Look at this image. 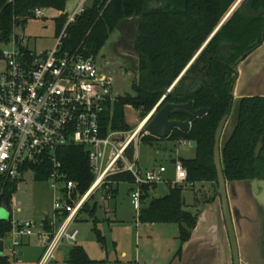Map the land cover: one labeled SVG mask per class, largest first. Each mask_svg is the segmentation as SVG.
Masks as SVG:
<instances>
[{"label":"trees","instance_id":"1","mask_svg":"<svg viewBox=\"0 0 264 264\" xmlns=\"http://www.w3.org/2000/svg\"><path fill=\"white\" fill-rule=\"evenodd\" d=\"M170 1L173 10L156 13L148 9L147 0H91V4L85 7L84 12L67 28L62 52L95 58L122 21L137 16L143 19L141 38L138 42L140 82L133 84V96L119 97L112 105L108 104V111L102 123L104 135L110 131H132L125 121V106L139 109L144 118L154 109L213 32L232 2V0ZM67 2L68 0H0V43L8 44L15 28L38 19L35 16L36 10H56L61 13L60 17L55 19L58 37L68 21ZM260 30L261 24H255L253 36L245 37L239 40V43L243 47L254 45L257 49L261 45L260 39L258 40ZM231 37V34L225 36L219 34L215 37L163 103L164 106L169 103L186 104L192 101L196 110L207 108L211 112L196 119L189 132L175 129L165 140L151 135H146L143 139V142L149 145L166 140L175 143H197L194 149L195 158L181 160L188 174L185 183L218 184L213 161L215 134L221 120L233 110L232 86L235 78L225 64L213 61L208 86L188 91L186 85L187 78L195 74L193 72H196L198 64H207L208 54L217 53L220 44ZM236 118L235 127L222 149L225 178L228 182L264 179V148L260 156L256 155L259 143L262 140L264 142V97L242 98L238 103ZM173 119L183 121L184 117L174 116ZM132 145L133 143L126 150V157L130 161L134 159ZM59 158L68 179L77 183L78 189L84 194L94 181L87 151L78 146L67 147L59 150ZM120 167L123 168V165ZM33 170L36 181L47 182L48 171L37 168ZM110 181L108 191L114 195L119 184L132 185L133 177L130 173L122 171L110 177ZM154 188L155 186L144 190L139 222L178 225L182 248L176 257L181 256L183 246L190 241L197 227L199 214L184 210L182 187H170L167 195L148 201ZM16 192L15 186L7 185L3 202L9 208ZM88 203L84 206L82 214L87 213L94 217L96 206L89 209ZM11 231V219L0 220V246ZM96 233L101 239L99 231ZM68 263L98 264V261L90 259L82 247L75 246L69 253ZM0 264H11V258L0 253Z\"/></svg>","mask_w":264,"mask_h":264},{"label":"built area","instance_id":"2","mask_svg":"<svg viewBox=\"0 0 264 264\" xmlns=\"http://www.w3.org/2000/svg\"><path fill=\"white\" fill-rule=\"evenodd\" d=\"M84 12L81 5L68 16L55 48L36 55L24 47L25 36L16 29L8 43L11 49L1 52L6 66L0 70V205L7 185L16 191L23 177L34 168L48 171L47 183L53 192L51 215L39 220H20L21 212L13 195L11 200L12 231L8 235L14 251L35 238L42 247L37 264H56L63 243L75 245L79 231L75 224L84 206L101 188L108 189L110 177L122 171L133 177L130 192L136 211L142 207L145 188L163 182L165 167L143 170L137 159L128 162L126 150L137 139L149 135L145 127L151 112L129 133L110 131L103 134V119L108 104L114 101L112 81L100 72L94 57L62 52L67 28ZM44 10H36L41 18ZM127 137L123 142L118 138ZM78 146L87 151L94 181L82 194L59 158V150ZM172 155V159H173ZM123 165V168L120 167ZM173 184H184L187 170L180 160L174 164Z\"/></svg>","mask_w":264,"mask_h":264},{"label":"rangeland","instance_id":"3","mask_svg":"<svg viewBox=\"0 0 264 264\" xmlns=\"http://www.w3.org/2000/svg\"><path fill=\"white\" fill-rule=\"evenodd\" d=\"M91 0H68L66 13L72 15L81 5L87 7ZM61 13L56 10H46L41 18L29 21L25 26L16 29L18 35H24V47L36 55L44 54L55 48L59 36L56 34V21ZM136 21L124 20L110 35V38L98 55L95 56L100 72L112 81V95L116 100L119 97L134 95L132 88L137 63L134 56L133 42L130 41L135 33ZM11 49L9 44L0 43V53ZM6 66L5 61L0 60V70ZM114 100V101H115ZM114 101H110L111 105ZM238 101L235 102L232 117L222 137V146L228 140L236 124ZM125 121L133 131L143 119L139 109L133 106L124 107ZM126 133L129 131H125ZM145 136L133 142L134 159L128 162L138 161V166L143 170H159L165 167L167 172L163 174V182L159 183L151 191L150 201L167 195L170 187H182L184 210L192 214H200L206 211L205 207L214 201L221 203L218 195V185L215 183H184L173 184L175 180L174 164L176 160H190L195 158V150L190 145L182 146L171 141H161L149 145L143 142ZM127 137L117 139L123 142ZM173 155V159H170ZM114 195L108 189L98 190L88 203L89 209L96 206L94 217L83 213L75 224L79 231L78 242L75 245L63 243L59 250V256L68 258L74 246L82 247L89 258L98 261V264H171L182 245L179 239L180 228L175 224H144L139 222V213L131 203L132 185L121 183ZM21 212H15L14 217L21 220H39L52 213L53 192L47 183L38 182L31 173L26 174L19 184L15 194ZM207 212V211H206ZM210 215V214H209ZM206 213V216H209ZM222 222V229L216 231L213 238L216 249V258L212 264H227L232 256L229 237L222 213L218 208V216ZM12 210L5 202L0 205V219L9 220ZM217 218L207 219L206 225H211ZM255 217L251 216L236 224L239 244L243 242V228L249 232L254 227ZM96 221V222H95ZM208 230V229H207ZM99 231L101 239L97 235ZM209 231V230H208ZM207 231V232H208ZM244 243V242H243ZM5 253L10 256L11 264H37L42 254V247L35 238L28 240L23 246L14 251L12 242L7 236L3 241ZM4 255V253L2 254ZM61 258V259H62ZM229 258V259H228ZM228 260V262H227ZM227 262V263H226ZM58 264H69L60 262Z\"/></svg>","mask_w":264,"mask_h":264},{"label":"water","instance_id":"4","mask_svg":"<svg viewBox=\"0 0 264 264\" xmlns=\"http://www.w3.org/2000/svg\"><path fill=\"white\" fill-rule=\"evenodd\" d=\"M138 60V57H136ZM139 80V78H138ZM252 97H264V96H252ZM245 98V97H242ZM237 99L238 103L242 99ZM236 101V102H237ZM210 109H200L194 110L193 103L189 102L187 104H166L162 109L148 122L145 127V131L158 139L165 140L170 137L174 129H179L183 132H189L191 128V123L198 118H201L205 114L209 113ZM172 116H184L185 121L172 120ZM229 120V115L224 117L219 124L216 136H215V146H214V165L217 171L218 179V195L220 197V206L222 209L230 246L233 253L234 264H242V257L240 252L238 234L236 230V224L238 220V213H236L232 206L230 197L236 198V188L244 186L245 194L249 200V204H253L259 214L260 224L263 228L262 244L264 248V180H251L243 182H228L224 175L223 165H222V136ZM263 141L257 149V156L260 155L263 149ZM190 146L192 148L197 147L196 142H191ZM239 184V185H237ZM252 198V199H251ZM254 200V201H253ZM213 201L209 204H212ZM214 208V207H213ZM218 211V207H217ZM210 214V213H209ZM208 214V215H209ZM216 217L215 210L209 215V219ZM219 218V216H218ZM5 220V219H0ZM243 220V219H241ZM245 220V219H244ZM200 221V215H199ZM198 221V223H199ZM246 221V220H245ZM219 222V219H218ZM198 225V224H197ZM208 232H205V237H192L188 243L183 246L181 256L175 258L172 264H212L216 258V249L212 245L214 244L213 238L215 237V232L220 231V224H216L215 221H211V225H207ZM194 233V231H193ZM213 237V238H212ZM264 252V251H263ZM0 253H4L3 242L0 246ZM264 254V253H263Z\"/></svg>","mask_w":264,"mask_h":264},{"label":"flooded vegetation","instance_id":"5","mask_svg":"<svg viewBox=\"0 0 264 264\" xmlns=\"http://www.w3.org/2000/svg\"><path fill=\"white\" fill-rule=\"evenodd\" d=\"M228 1H230V0H228ZM147 4H148V9L150 11H154L156 13L168 12L169 10L174 9V7L171 5L170 0H147ZM127 20H129V21L135 20L136 21L135 33L132 37H130V41L133 42V49L135 52L134 53L135 60H136V57H138V60H136V63H137L136 69L137 70L135 72L136 76H135V79L133 82V84H134L135 82H138V83L140 82V71H139L140 57L138 55V42L141 38V25H142L143 19H142V17L137 16V17L130 18ZM230 24H231V27H229ZM255 24H257V25L261 24V30H260V33L258 35V40L260 39L261 45H262L264 42V0H232L228 9L226 10V12L221 17L217 26L214 28L213 32L210 34V36L207 38V40L204 42V44L200 47V49L196 52V54L193 56V58L190 60V62L186 65V67L183 69V71L181 72L179 77L172 84V86L168 89L166 94L162 97L160 102L151 111V112H153L155 110L151 119L162 109V107L165 106V105L163 106V103L165 102L167 95H169L174 90V88L179 84V82L187 75L189 70L193 67V65H195L197 60L201 57V55L204 53V51L208 48L209 44L219 34H222V36L231 34L232 37L225 39L220 44V46L218 47L217 53L212 52V53L208 54L207 64H204V63L198 64V67L196 68V72H193L195 74H192L187 78L186 87L188 88V91H191V90L199 89L203 86H208L209 82H210V70H211V65H212L213 61H217L220 63L222 62L232 71L233 76L235 78V82L232 86V95H233L234 104H235L236 99L234 96V87H235V84H236L238 77H239L240 66L250 57V55L255 50H257L261 46L260 45L257 49L254 47V45H251L248 47H243V45L241 43H239V40L244 39L245 37L249 38V37L253 36ZM232 26L234 27L233 29H232ZM201 70L203 71V73H201ZM138 78H139V80H138ZM132 88H133V85H132ZM190 102H192V101H190ZM193 107H194V104H193ZM201 109H207V108H201ZM194 110H196V109L194 108ZM198 110H200V109H198ZM210 112H211V110H210ZM209 113H207V114H209ZM149 114H147V116ZM207 114H205V115H207ZM226 116H228V115H226ZM173 117L174 116L171 117L172 120H178V119H173ZM231 117H232V112L229 114V120L226 124V127H225V130H224L222 137H224V134L226 133V129H227L228 124L231 120ZM185 120H186V118L184 117L183 121H185ZM179 121H181V120H179ZM192 123H191V127H192ZM190 130H191V128H190ZM215 136H216V134H215ZM178 144H180L184 147L186 145H190V142H182V143H178ZM259 145H260V143H259ZM263 148H264V145H263ZM257 149H258V147H257ZM256 155H257V150H256ZM254 180H264V179H254ZM248 200H250V198H248ZM239 246H240V244H239ZM231 251H232V249H231ZM230 262H231V264H234L233 253H232V256L230 258Z\"/></svg>","mask_w":264,"mask_h":264},{"label":"crops","instance_id":"6","mask_svg":"<svg viewBox=\"0 0 264 264\" xmlns=\"http://www.w3.org/2000/svg\"><path fill=\"white\" fill-rule=\"evenodd\" d=\"M234 96L236 101L237 99H240L242 97L264 96V42L257 50H255L250 55V57L243 64H241L239 70V77L234 87ZM194 153L196 154V152ZM170 159H172V155H170ZM236 193L238 194L237 197H230V200L233 210L239 215L237 224L241 223L243 225L242 221H245L246 219H248V217L251 216L255 217V228H253L251 232H249L246 228H243V232L241 233V237L243 236L242 239L244 242H242V244L240 245L242 264H264V248L261 242L263 228L260 224L259 214L257 213L255 206L251 204V202L249 204L248 197L245 194L244 186L239 185L236 188ZM217 207L219 208L220 205L215 198L212 204H208L205 207L207 212L204 211V209L202 212H200V221L196 229L194 230L193 237H205V234H207L205 233L207 232L206 221L209 218V216H206V213L208 215L209 213L211 214L215 210V213L218 216ZM218 219V223L220 224V230H223V224L220 220V215ZM4 254L7 255L5 253V249ZM61 258V255L59 256L58 253V260L56 264L60 262H68V258ZM227 264H231V262L229 261Z\"/></svg>","mask_w":264,"mask_h":264}]
</instances>
